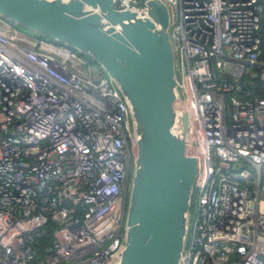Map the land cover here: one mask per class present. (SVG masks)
I'll use <instances>...</instances> for the list:
<instances>
[{
	"label": "built area",
	"instance_id": "2783aa9c",
	"mask_svg": "<svg viewBox=\"0 0 264 264\" xmlns=\"http://www.w3.org/2000/svg\"><path fill=\"white\" fill-rule=\"evenodd\" d=\"M163 1L197 160L180 264H264V95L247 97L264 82V0ZM92 61L0 22V264L121 256L136 143Z\"/></svg>",
	"mask_w": 264,
	"mask_h": 264
},
{
	"label": "water",
	"instance_id": "95a60500",
	"mask_svg": "<svg viewBox=\"0 0 264 264\" xmlns=\"http://www.w3.org/2000/svg\"><path fill=\"white\" fill-rule=\"evenodd\" d=\"M0 18L91 58L127 103L136 143L115 264H180L197 175L187 154L163 0H0Z\"/></svg>",
	"mask_w": 264,
	"mask_h": 264
},
{
	"label": "rangeland",
	"instance_id": "374dc122",
	"mask_svg": "<svg viewBox=\"0 0 264 264\" xmlns=\"http://www.w3.org/2000/svg\"><path fill=\"white\" fill-rule=\"evenodd\" d=\"M3 21L2 18H0V22ZM19 30H21L22 32L29 34V35H33V36H38L37 34L30 32L24 28H21L19 26H16ZM50 39V38H49ZM92 65L97 69V70H102L98 64H96L94 61H92ZM131 180V179H130ZM195 197H196V186H194V191L192 193V199H191V207H190V219L191 222H193V215H192V211H193V204L195 202Z\"/></svg>",
	"mask_w": 264,
	"mask_h": 264
},
{
	"label": "trees",
	"instance_id": "16d2710c",
	"mask_svg": "<svg viewBox=\"0 0 264 264\" xmlns=\"http://www.w3.org/2000/svg\"><path fill=\"white\" fill-rule=\"evenodd\" d=\"M255 95L257 96L264 95V82L260 83L256 89L252 90V94H250V96L247 97H251V96L253 97ZM46 229L47 232L50 234L48 240H51L54 237V231L51 229V225H47Z\"/></svg>",
	"mask_w": 264,
	"mask_h": 264
},
{
	"label": "bare ground",
	"instance_id": "6f19581e",
	"mask_svg": "<svg viewBox=\"0 0 264 264\" xmlns=\"http://www.w3.org/2000/svg\"><path fill=\"white\" fill-rule=\"evenodd\" d=\"M131 181V180H130ZM262 205H264V202H262Z\"/></svg>",
	"mask_w": 264,
	"mask_h": 264
}]
</instances>
